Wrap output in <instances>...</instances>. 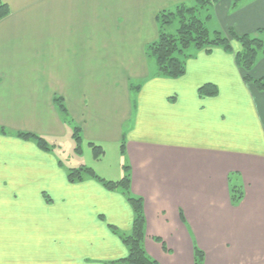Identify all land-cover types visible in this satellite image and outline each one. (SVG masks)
I'll use <instances>...</instances> for the list:
<instances>
[{"label":"crops","instance_id":"0c3cea01","mask_svg":"<svg viewBox=\"0 0 264 264\" xmlns=\"http://www.w3.org/2000/svg\"><path fill=\"white\" fill-rule=\"evenodd\" d=\"M1 2L0 264H121L128 197L157 264H194L195 249L202 264H264V91L244 82L236 41L231 54L191 51L181 77L163 78L147 51L156 17L194 0ZM204 17L209 33L264 34V0H217ZM250 76H264V59ZM204 85L215 95L199 96ZM75 127L101 149L87 167L110 183L128 175V194L69 183L78 166L16 137L56 146Z\"/></svg>","mask_w":264,"mask_h":264},{"label":"trees","instance_id":"16d2710c","mask_svg":"<svg viewBox=\"0 0 264 264\" xmlns=\"http://www.w3.org/2000/svg\"><path fill=\"white\" fill-rule=\"evenodd\" d=\"M195 3L203 4L204 1L194 0ZM217 0H209L204 7H209L212 3ZM241 0H234V6L236 2ZM203 2V3H202ZM203 6H199V9H204ZM175 11H178V17L183 18L181 15L183 12L187 13L190 16L191 20L189 23H181L177 28V34L175 35H167L164 33V26L168 25L169 19H175L177 14L167 13V11H163V13L159 14L157 19L158 24V37L152 44L148 45L147 51L148 54L155 60V63L158 67V74L163 78L177 79L181 77V75L185 72L186 62L192 58L193 53L191 51L196 52L205 51L209 52L212 48H219L227 53H233L231 48V41H236L241 47V51L235 53L234 62L237 67L245 73L244 82L250 83L255 86L257 91H264V76L254 79L250 76V72L254 69L257 64L258 55H264V43L263 40L258 36L262 35V33H257L256 36H250L248 34L245 35H237L234 31H229L228 36H223L219 33H211L205 27V21H202L200 17L195 15V10L191 8H187L186 6L179 5L176 6ZM199 10V11H200ZM198 11V12H199ZM9 15V10L7 5L4 3H0V21L1 19L7 17ZM193 47V50L190 49ZM188 50V53L186 52ZM260 53V54H259ZM199 96L203 97H212L216 93V87L211 85L201 86V89L198 90ZM55 104L59 107V112L64 113V106L59 104V100L55 99ZM72 138L74 139L75 144H77L76 151L80 152V138H79V128L75 127L73 129ZM17 138L22 140L30 141L34 140L37 144L39 150L49 151L45 140L42 138L33 135V134H24L18 133L16 135ZM91 145V149L93 150L94 158L97 159L101 154V149ZM67 180L69 183H78L83 180V177H91L96 179L98 183L102 184V186L107 191H113L114 189L120 188L126 194H128V186H129V178L128 175L124 176L118 182H105L101 179L98 180L91 171L90 168L79 167L76 170H69L67 172ZM242 196V192L233 189L230 201L233 204H237L240 202V198ZM128 205H130L132 213H133V222L131 225L130 233L126 236H121L120 240L122 241L124 247L126 248L128 254L127 257L120 260L116 263L121 264H157L151 258H149L145 251L143 250V241H144V216L142 215V205L141 200L139 198L128 197ZM116 233V231H113ZM194 264H202L203 263V255L199 249L194 250Z\"/></svg>","mask_w":264,"mask_h":264},{"label":"rangeland","instance_id":"374dc122","mask_svg":"<svg viewBox=\"0 0 264 264\" xmlns=\"http://www.w3.org/2000/svg\"><path fill=\"white\" fill-rule=\"evenodd\" d=\"M199 1H204V3L202 2L203 4H201V3H197L196 4L195 1H194V3H192L191 5H186V7L194 9L195 10V15L197 17H200V19L202 21H205L204 14H206V11L208 10L209 7H207V6L204 7V5L209 0H198V2ZM0 3H1V0H0ZM199 6H203L204 9L200 10ZM8 10H9V13H10L9 7H8ZM174 11H175V9L172 10V11H168L167 13L174 14ZM175 14H177L175 16V19H172V18L169 19L168 20L169 24L164 26V30L163 31L167 35H175V34H177V28L180 26V24L181 23H184V24L185 23H189V21L191 20L190 16L187 15V13H185V12H183L181 14L183 16V18L178 17V11H175ZM210 36L213 37L212 34ZM258 36L263 40V43H264V34L258 35ZM190 49L193 50V47H191ZM240 49H241V47L239 46L237 51L238 52L241 51ZM186 52L188 53V50ZM262 59H264V55L261 52V54L258 55V57H257V63H261ZM150 61H151V59H150ZM71 137H72V134H70L69 136H67L63 140L56 142V146H53L52 143H47V144L49 145L51 151L52 152L54 151L56 153V155L58 156L60 162H62L64 167H68V169H70L69 168L70 166H78L77 168H79L81 166H84L85 168H88L87 164L88 163H92V161H90V159L93 157L91 149H87L86 144L84 143V144H82V146L79 145L80 152L76 151L75 149L77 148V144H75L74 139L71 138ZM107 160L108 161H106L105 164H107V163L111 164L112 162H114L116 164L114 155H111V156L108 155L107 156Z\"/></svg>","mask_w":264,"mask_h":264}]
</instances>
